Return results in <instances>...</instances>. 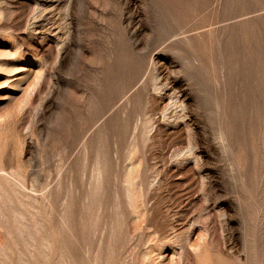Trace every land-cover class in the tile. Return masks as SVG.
Returning <instances> with one entry per match:
<instances>
[{"label": "rangeland", "instance_id": "374dc122", "mask_svg": "<svg viewBox=\"0 0 264 264\" xmlns=\"http://www.w3.org/2000/svg\"><path fill=\"white\" fill-rule=\"evenodd\" d=\"M0 264H264V0H0Z\"/></svg>", "mask_w": 264, "mask_h": 264}]
</instances>
